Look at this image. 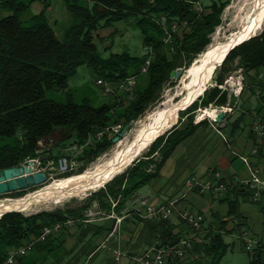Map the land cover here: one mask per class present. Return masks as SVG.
Returning a JSON list of instances; mask_svg holds the SVG:
<instances>
[{"label":"trees","instance_id":"16d2710c","mask_svg":"<svg viewBox=\"0 0 264 264\" xmlns=\"http://www.w3.org/2000/svg\"><path fill=\"white\" fill-rule=\"evenodd\" d=\"M41 0H0V170L20 166L26 160L41 158L40 141L56 131L72 138L73 146H82L98 130L116 123L123 124V131L134 121L144 116L162 98L165 88L174 82L173 70L189 68L194 60L212 44V35L222 23V15L231 0H212L203 4L199 13L194 8L197 0H64L66 8L75 21L67 27L60 38L47 10L52 0L42 1L44 7L37 14L31 12L32 5ZM202 2V0H201ZM135 18L141 28L143 44L152 46L154 55L146 74H140L147 55H133L130 51L113 52L104 57L99 44L104 40L101 29L113 27L118 21ZM165 17V20H163ZM174 22H187L174 33L173 42L167 43L166 27ZM117 31V30H116ZM113 35V34H112ZM90 67L96 77L111 80L125 79L138 74L148 78L144 85L138 84L134 92L106 94V101L96 104L90 96L77 98L70 88V79L80 66ZM264 67V28L242 45L233 49L224 63L216 69L215 81L224 82L233 71L243 68L246 76L245 92L257 97V114L264 111V80L260 78ZM260 90V94L258 93ZM235 106L228 93L218 86H210L203 96L186 110L180 112V121L158 137L148 149L122 173L116 175L104 187L92 191L77 205H66L54 210L36 213L8 212L0 218V264L9 256L11 249L26 239L39 236L46 225L66 223L73 219L79 224L87 218V211L95 201L110 212L111 200L118 201L116 211L121 213L128 200L143 186L161 177V171L178 145L192 137L205 121L194 123L196 110L210 104ZM231 114H228L229 117ZM246 115L242 112L229 124L235 133ZM187 117V124L180 123ZM207 124V123H206ZM115 137L106 136L101 141L85 146L75 158L78 172L95 162L116 144ZM62 155L55 156L57 161ZM18 191V196L25 194ZM248 195L243 186H230L228 192L219 196L229 205V215L243 225L240 211L241 197ZM153 228L158 248L177 244L182 238L174 232L170 219L141 218ZM219 219V218H218ZM217 219V220H218ZM220 229L225 230L226 221L220 220ZM209 244H196L195 251L212 256L218 264L228 251L229 244L219 232L212 236ZM251 264H264V244L251 253ZM170 264H183L174 258Z\"/></svg>","mask_w":264,"mask_h":264},{"label":"crops","instance_id":"0c3cea01","mask_svg":"<svg viewBox=\"0 0 264 264\" xmlns=\"http://www.w3.org/2000/svg\"><path fill=\"white\" fill-rule=\"evenodd\" d=\"M42 1L44 0L32 5V8L37 5L36 10L33 11L34 14L42 11L44 7ZM59 5L65 6L64 0H52L51 6L46 12L51 18L52 25L58 23L55 7ZM261 73L264 75V67ZM245 94L247 92L244 91L242 97ZM242 97L236 109L249 113L251 122L250 133L242 142L241 147H238L236 140L230 144L218 131L216 133L221 139L223 138L222 142L227 148L224 146L219 149H207L209 141L206 139L200 145L195 146L189 142L191 138L186 139L178 145L164 165L161 177L148 183L146 191L136 194L147 196L152 204L177 200V208L170 221L174 232L179 233L181 237L194 235L193 229L181 216V212L186 208L202 212L205 216V234L212 232L213 236L221 232L225 242L229 244L228 249L232 244L227 241V236H233L234 232L241 227L242 229L240 228V232L237 233V246L234 241L233 247H236L234 251L243 252L246 250L250 255L251 264L252 254L247 249V243L252 241L256 248L260 243L264 244V192L258 201L254 200L250 190H248V195L241 197L240 201L255 206L254 209L246 207L241 211L242 226H247L243 229L242 226H238V220L228 214L229 205L227 202H221L219 197L213 194L188 191L185 185L186 179L190 175L205 177L215 170H220L232 183V186L247 188L244 183L250 177L251 171L248 165L241 160L240 165H235L237 156L234 154L232 146L241 149V154H251L252 148L257 144L252 125L260 117V114L258 115L257 111L251 112L247 100H243ZM252 160L261 166L264 165V149L261 150L260 157L253 156ZM99 209L105 214L87 216L82 224L74 220L72 225H65L60 232L53 234L45 241L38 242L26 255L19 256L16 264H91L99 254H103L101 264H136L137 257L152 248H157L159 240L156 238L155 230L149 228L146 222L138 219L136 217L138 215L130 214L118 223L115 218L110 216L111 211L108 212L101 207ZM259 213L260 217L255 219L254 216ZM218 218L227 222L225 230L220 229ZM117 251L121 252L120 256L117 255ZM209 258L211 259L210 264H213L212 256L198 253H193L181 261L183 264H204V261H209Z\"/></svg>","mask_w":264,"mask_h":264},{"label":"built area","instance_id":"2783aa9c","mask_svg":"<svg viewBox=\"0 0 264 264\" xmlns=\"http://www.w3.org/2000/svg\"><path fill=\"white\" fill-rule=\"evenodd\" d=\"M154 2L155 0H150ZM194 8L196 11L201 13L204 10L201 0L194 2ZM165 20V17H163ZM187 22L178 23L174 22L171 26L166 27L167 33L169 34L165 41L167 43L173 42L174 33L180 31ZM144 54L147 55L145 64L140 70V74H146L152 62L154 55V49L152 46H145ZM264 75L261 73L260 78L263 79ZM139 75H131L125 79L121 80H111L104 77H98L96 83L98 87L102 89L106 94H119L121 92L133 93L135 87L138 84ZM222 92H227L229 100L235 99V106L232 107L230 103L227 105H214L210 104L204 109H199L196 112L195 123H201L205 119H209L211 124L216 128V130L224 136L222 132L223 121L217 122L216 118L220 112H226L227 115L234 112V108H237L241 97L245 91L246 87V76L243 68H239L232 73H230L223 83L216 84ZM260 94V90L258 92ZM211 110L212 114L207 112ZM203 117V118H202ZM252 131L255 136L257 144L252 148V152L249 155L240 154L244 162L248 165L251 175L245 181V185L248 190L252 193L255 201H258L264 192V165L255 163L252 159L253 156L260 157L261 150L264 149V111L260 117L253 123ZM124 133L123 124L116 123L111 126H107L103 129L98 130L94 135H92L86 144L82 146H75L77 151L80 153L85 146L93 144L96 141L103 140L106 136L110 138L121 136ZM30 162H34L32 167L34 171L32 173L46 172L49 180L54 179L53 169L57 164V169L61 175L73 172L79 166V162L72 160L67 155L60 156L56 161H49L44 163L41 158H33L26 160L22 165H29ZM26 173L25 175H27ZM188 191H197L201 194H213L215 196H222L226 194L232 186V183L227 180L222 171L215 170L211 174L205 177H199L197 175H190L185 182ZM111 217L115 218L118 223H120L125 217L130 214H136L141 218H154V219H170L177 208V200H171L167 203L162 204H152L149 198L145 195L136 194L130 198L129 202L121 210V213L116 211V206L118 201L111 200ZM99 203L95 202L93 207L87 211V216L93 217L98 214H105L99 209ZM23 212V211H22ZM183 220L193 229L194 235L182 237L177 244L163 246L161 248H152L146 251L143 255L136 258V264H167L174 258L184 259L192 255L197 254L195 251V245L198 244H209L212 240L211 236L205 234V216L202 212L194 210L192 208H186L181 212ZM74 223L73 219L68 220L66 223H57L55 225H46L42 228L39 236H34L33 238L26 239L21 245L11 249L9 256L3 264H16L17 258L19 256L26 255L33 247L40 241H45L53 234L58 233L62 230L65 225H72ZM247 249L249 252L254 253L256 247L252 241L247 243ZM117 255L120 256L121 252L117 251Z\"/></svg>","mask_w":264,"mask_h":264},{"label":"rangeland","instance_id":"374dc122","mask_svg":"<svg viewBox=\"0 0 264 264\" xmlns=\"http://www.w3.org/2000/svg\"><path fill=\"white\" fill-rule=\"evenodd\" d=\"M211 2H212V0H202L203 4H210ZM236 2H237V0H231V3L225 8L223 15H222V23L220 26H218L215 33L212 35L213 41L215 38L216 39L224 38L234 29L232 27L231 23H232L235 15L237 13V9L232 7V5ZM36 8H37V5H34V7L31 9V12L36 10ZM55 9L57 12V13L56 12L55 13H56V16L58 17V23L53 24V26L56 30L57 35L60 38H62L67 27L70 26L75 21V19H74V16L71 14V12L64 5L63 6L62 5L56 6ZM55 9H54V11H55ZM262 31H263V28L258 34H260ZM99 32H100L101 37L106 39L102 43L99 44L100 50H101L103 56L106 58L109 57L113 52H119L120 53V52H123L126 50L130 51L133 55L144 54L145 45L143 44L142 30L135 23V18L132 16L129 17L128 19L116 22L113 27L101 29ZM217 36H219V37H217ZM186 70H188V68H184V67L179 68L180 74L176 78L173 79L174 82L172 84H169L165 88L160 101L156 104L155 107L150 109L144 116L140 117L138 120H136V121H134V123H132V126L126 132H124V134L122 135L121 141L123 139L125 141L132 139L134 136V133L143 124V122L147 119V116L153 110H155L159 106H161V104H163L165 101H167V99L169 100L177 94L178 90L183 85ZM216 76H217V74L214 75L213 82H212L213 84L210 86H217L216 84H218V83L215 81ZM147 78L148 77L146 75H142L141 79H139L140 85H144L146 83ZM96 79H97V77H96L94 71L90 67H88L87 65L80 66L78 68L76 75H74L70 79V82H69L70 88L75 91L78 99L82 98L84 96H90L96 104H100L103 101H106L109 96H107L106 93L103 92L100 87H98V85L96 83ZM169 97H171V98H169ZM242 99L247 100L251 112H255L257 110L258 101H257V97L255 95H253L251 93H247L244 95V97H242ZM241 103H242V101H241ZM201 108L204 109L205 107H199L196 110V112ZM230 114L231 115L229 117L227 116L225 118V120L223 121L224 125L222 128V132L224 133L225 139L228 140L230 144L232 143V141L236 140V142H238V147H241L242 142L245 141L246 137H248V135L250 133L251 117H250L249 113L248 114L246 113V115H244V117L240 123V126L238 127L236 132L232 133L231 132L232 128L229 127V124L231 125L232 122H234L240 115H242V112H241V109L237 110L236 108H234V112L230 113ZM179 121H180V116H179ZM187 121H188L187 117H184L182 119L180 125L185 126L187 124ZM204 121L207 124L205 123L204 126L199 127L197 129L196 133L192 137H190L191 139L188 138V139H190L189 142H191V145H194V146L197 144L200 145L206 139L209 141V142H207V143H209L207 145V149H211V148L219 149L221 147H224L225 145L222 142L223 141L222 139L224 138L223 135H221L223 137L221 139L219 134L216 133V131H217L216 128L211 124L209 119H205L202 122H204ZM194 123H195V121H194ZM65 138L66 137L64 134L62 135L61 132L56 131L54 134H52L48 138L41 141L40 142L41 150L45 151L43 154V157H45L49 161L50 160L55 161V158H54L55 156L67 155L72 160H75V158L79 155V152L77 151L75 146H73V144H71L72 138H69L66 141L63 140ZM119 143H120V141L117 142L111 148V150H109L108 153L99 157L95 162L88 164V168L86 170L93 167L94 164H96L98 161H100V159H102L104 156H106L107 154H110L114 149H116L118 147ZM147 149H145L144 152ZM232 149L234 150V154L237 156V159H235V161H236L235 165H240L241 161L244 162V160L240 156L238 158V155H239L238 153H240L241 149L234 147V146H232ZM144 152H142V154ZM81 165L82 164L80 163L74 172H78L80 170ZM57 167L58 166L56 164L55 168L53 169L54 177H55L54 179L48 180L44 184H41V185H38L36 187L25 190L24 191L25 194L22 196H18V193H16V192L0 195V200H7V199H15V198H19V197H24L27 194L34 192V191L48 185L50 182H52L55 179L64 178L65 176L63 177L59 173ZM147 188H148V185H145L141 189H139L138 192L143 193L144 191L147 190ZM91 192L92 191L90 190V191H88L84 194H81V195L69 196V197H67V199L63 198L60 202L50 201V202L35 204V205H33L34 207L32 206L28 210L23 211V213L31 214V213H36V212H40L43 210H54L58 207H63L66 205H77L79 202L84 200V198H86ZM244 204H246V205H244ZM246 207H249L251 209L255 208V206H252V204L245 203V202L241 201L240 202V211H243ZM254 217H255V219H258L260 217V213ZM242 227H243V229L247 228L246 225H244ZM240 228L241 227H239L237 229V231L234 232L233 236H231V237L227 236V241L231 242L232 246L230 249H228V251L226 252L225 256L223 257V259L221 260V262L219 264H250V255L246 250L243 252L242 251H240V252L234 251V250H236V247L235 248L233 247L234 241H235L236 246H237V244H238L237 233L240 232ZM102 258H103V254L97 255L91 264H101ZM210 263H211L210 258H209V261H204V264H210Z\"/></svg>","mask_w":264,"mask_h":264},{"label":"bare ground","instance_id":"6f19581e","mask_svg":"<svg viewBox=\"0 0 264 264\" xmlns=\"http://www.w3.org/2000/svg\"><path fill=\"white\" fill-rule=\"evenodd\" d=\"M232 7L237 9L231 23L234 29L229 34L227 33V36L224 35L225 37L222 39L215 38L212 44L194 60L186 70L183 85L177 94L172 98L169 97L171 99L163 101L164 103L158 108L156 107L157 109L153 110L146 120L144 119L145 121L134 133L132 139L120 141L116 149L82 173L55 179L52 182L49 181L48 185L24 197L0 200V218L8 210L26 211L35 204L50 201L60 202L63 198L67 199L69 196L81 195L90 190H98L111 176L118 174L119 169L121 171L126 170L124 160L141 138L154 137L162 133L157 130L160 127L168 128L177 122L181 112L179 107L197 96L206 86L213 84L217 69L215 65H218L217 60H221L228 51L230 47L229 40L233 38L239 41L254 32L258 34L264 28V0H237ZM207 112L213 115L211 110ZM104 174L108 175L104 177Z\"/></svg>","mask_w":264,"mask_h":264},{"label":"water","instance_id":"95a60500","mask_svg":"<svg viewBox=\"0 0 264 264\" xmlns=\"http://www.w3.org/2000/svg\"><path fill=\"white\" fill-rule=\"evenodd\" d=\"M256 35L257 34L254 32L252 35H250V36H248L246 38L240 39L239 41L236 40V39L234 40L233 38L231 40H229L230 47H229L228 51H226V53L223 56V58L221 60H217V64L218 65H215L216 68H218L219 66H221L224 63V61L226 60L227 56L229 55V53L233 49H235L236 47L242 45L243 43H245L246 41L250 40L251 38H253ZM179 74H180L179 69L173 70L172 73H171V78L174 79ZM209 86H206L202 91H200L197 94V96H195L194 98H192L191 100H189L185 104H182L179 107L180 110L181 111L186 110L189 106H191L196 100H198L205 93V91L208 89ZM225 117H227V113L226 112H220L218 114L217 118H216V121L217 122H221L223 120V118H225ZM178 122H179V120H177V122H175L173 125H170L168 128H164V126L160 127V129H157V130H158V132H162V133H159L158 135H155L154 137L141 138L139 140V142L136 144V146H134L129 151V154L127 155L126 159L124 160V163H126L124 165V167L128 168L133 163L134 160H136L138 157H140L142 155V152L148 146H150L158 137H160L161 135L166 133L168 130H170L173 126L178 124ZM129 128H130V126H127L126 129L124 130V132H126ZM122 135L115 137L114 140H115L116 143L121 141ZM43 140H41V141H43ZM39 151H42V150L40 149ZM32 165H34V162H30V164L26 165V166L20 165V166H15V167H11V168L0 170V195L13 193V192H18V191H23V190H28L30 188H33V187H36L38 185L46 183L49 180L47 173L46 172H38V173H35V174L32 173L34 171V168L32 167ZM122 172L123 171H121V169H119L118 174H120ZM26 173H28V174L25 175ZM118 174H116V175H118ZM107 175L104 174V177L107 176ZM116 175L111 176L106 181V183L103 184L102 187H104ZM14 211L22 212V210H19V209H12V210L5 211L2 214V216L4 214L8 213V212H14Z\"/></svg>","mask_w":264,"mask_h":264}]
</instances>
